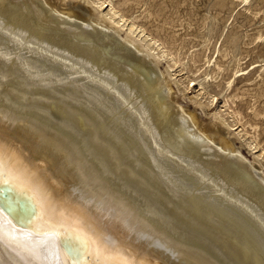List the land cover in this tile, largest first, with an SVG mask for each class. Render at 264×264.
I'll return each mask as SVG.
<instances>
[{"label": "bare ground", "instance_id": "obj_1", "mask_svg": "<svg viewBox=\"0 0 264 264\" xmlns=\"http://www.w3.org/2000/svg\"><path fill=\"white\" fill-rule=\"evenodd\" d=\"M129 1L0 0V162L52 225L110 252L70 264H264V160L219 110L197 116L211 71L177 103L190 87ZM39 215L12 223L47 229ZM20 243L0 239V264H43Z\"/></svg>", "mask_w": 264, "mask_h": 264}, {"label": "rangeland", "instance_id": "obj_2", "mask_svg": "<svg viewBox=\"0 0 264 264\" xmlns=\"http://www.w3.org/2000/svg\"><path fill=\"white\" fill-rule=\"evenodd\" d=\"M242 1L130 0V4L119 7V10L124 17H129L128 22H138L145 27L149 36L158 38L160 45L173 54L170 55L172 60L169 55L167 60L172 64L173 70L180 69L183 76L177 71V77L190 87L187 95L183 94L182 98L181 93L178 96L172 94L179 98L177 103L181 102L188 106L187 109H193L195 106L188 98L194 92L203 91L198 81L205 71H211L210 74L215 75L212 77L215 79L203 93L202 100L208 105H203L205 109L197 107V116L208 121L212 111L219 110L226 121L232 127L234 124L233 128L243 134V153L248 158L251 157L249 144L253 142L251 146H256L254 150H258L255 152L260 153L264 160V0ZM135 16L138 17L136 20ZM207 58L212 63L207 62ZM215 59L221 70L213 68ZM164 61L160 66L166 63ZM241 68H246L245 72L235 76L233 72ZM227 79H231V85H226ZM173 87L175 88L174 85ZM229 93L232 95L228 97ZM236 140L235 144H240V139Z\"/></svg>", "mask_w": 264, "mask_h": 264}, {"label": "snow or ice", "instance_id": "obj_3", "mask_svg": "<svg viewBox=\"0 0 264 264\" xmlns=\"http://www.w3.org/2000/svg\"><path fill=\"white\" fill-rule=\"evenodd\" d=\"M14 180L9 171L4 168L0 162V183H13ZM39 221H43L50 226L47 229L41 228L36 232H23L16 229L7 216L0 212V239L10 236L16 240L17 234L21 243L19 246L28 251L34 258L42 259L43 264H70V260L74 254L80 253L82 250H92L89 254H94L98 258L101 256H109L110 252L106 246H103L91 234L83 229L79 222L75 226L65 228L63 225L56 227L47 218L46 206L43 203L38 204ZM5 228L8 230L5 231ZM71 234L77 241V247L72 249H64L61 245L62 236ZM117 264H129L126 260H120Z\"/></svg>", "mask_w": 264, "mask_h": 264}, {"label": "water", "instance_id": "obj_4", "mask_svg": "<svg viewBox=\"0 0 264 264\" xmlns=\"http://www.w3.org/2000/svg\"><path fill=\"white\" fill-rule=\"evenodd\" d=\"M0 209L16 226L21 228H33L31 222L38 209L32 201L29 191L28 193L24 190L19 191L14 186V182L8 184L0 183ZM65 234L61 239L62 247L64 249L74 248V244L69 240L72 235L68 233ZM77 255L78 253L74 254L73 258L77 257Z\"/></svg>", "mask_w": 264, "mask_h": 264}]
</instances>
